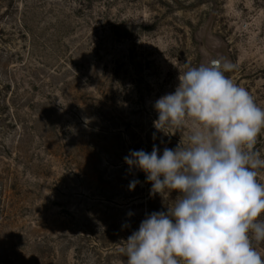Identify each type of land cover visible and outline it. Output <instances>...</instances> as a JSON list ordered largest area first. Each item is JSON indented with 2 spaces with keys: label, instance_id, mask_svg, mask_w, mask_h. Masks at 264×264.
<instances>
[{
  "label": "rangeland",
  "instance_id": "1",
  "mask_svg": "<svg viewBox=\"0 0 264 264\" xmlns=\"http://www.w3.org/2000/svg\"><path fill=\"white\" fill-rule=\"evenodd\" d=\"M221 58L264 108V0H0V264H124L179 194L124 157L188 144L191 120L159 131L154 104Z\"/></svg>",
  "mask_w": 264,
  "mask_h": 264
},
{
  "label": "clouds",
  "instance_id": "2",
  "mask_svg": "<svg viewBox=\"0 0 264 264\" xmlns=\"http://www.w3.org/2000/svg\"><path fill=\"white\" fill-rule=\"evenodd\" d=\"M235 67L223 58L188 64L175 91L156 100L154 127L191 120L188 144L165 147L162 155L155 145L150 153L130 151L124 161L146 174L152 194H179L121 241L124 264H264L253 246L264 242V158L255 148L264 108L226 75Z\"/></svg>",
  "mask_w": 264,
  "mask_h": 264
}]
</instances>
